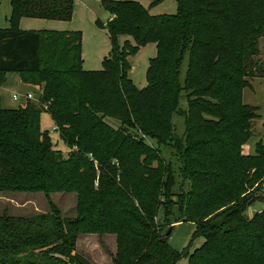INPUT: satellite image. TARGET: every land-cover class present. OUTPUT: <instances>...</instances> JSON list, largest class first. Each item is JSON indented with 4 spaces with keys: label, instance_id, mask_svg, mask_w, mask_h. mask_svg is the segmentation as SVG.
I'll return each instance as SVG.
<instances>
[{
    "label": "trees",
    "instance_id": "trees-1",
    "mask_svg": "<svg viewBox=\"0 0 264 264\" xmlns=\"http://www.w3.org/2000/svg\"><path fill=\"white\" fill-rule=\"evenodd\" d=\"M9 2V26L0 28V85L15 72L38 93L36 102L0 105V189L75 192L76 215L62 216L51 205L6 217L0 264H94L76 251L87 231L116 234L112 264H177L182 255L186 264H264V207L245 216L247 207L264 203L254 191L264 182V144L243 152L253 110L241 102L247 83L233 63L240 55L214 33L217 24L201 18L213 21L221 0H175L176 12L166 15H151L133 0H101L110 17L98 24L110 48L96 70L82 66L80 31L18 27L22 17L68 21L74 0ZM249 2L260 5L255 30L264 36V0ZM119 35L134 43L119 44ZM151 42L156 54L146 85L137 88L127 57ZM41 111L72 148L67 157L41 130ZM165 146L175 162L164 158ZM182 221L195 224L192 237L204 238L192 252L160 240L164 228Z\"/></svg>",
    "mask_w": 264,
    "mask_h": 264
},
{
    "label": "rangeland",
    "instance_id": "rangeland-1",
    "mask_svg": "<svg viewBox=\"0 0 264 264\" xmlns=\"http://www.w3.org/2000/svg\"><path fill=\"white\" fill-rule=\"evenodd\" d=\"M133 1H137L151 15L174 14L177 10L175 0ZM257 4H251L249 0H221L220 6L217 8L219 13L214 16L213 21L210 20V14L201 17L205 21L217 24L219 30L216 27L214 33L224 34L231 42L234 53L240 55L238 56L239 60L238 58L234 59L233 63L241 68L239 75L236 77L241 80L244 79L247 83L241 91V102L243 105L250 106L253 110V116L249 119L250 135L243 144V152L246 154L255 153L257 143L264 144V36L259 35L255 30L262 16L260 5ZM10 12L9 0H0L1 28H6L9 25ZM109 16V12L102 7L101 0H74L72 17L68 21L25 17L20 19L18 23L20 28L33 26L38 30L80 31L82 66L86 70H96L101 69L102 59L108 54L110 48L106 30L98 24V21L104 23ZM238 18L240 21L235 24L234 20ZM222 24H225V26H221ZM237 25L242 26L244 30L242 32L238 31ZM204 38H208V36L204 35ZM125 39H128L130 43H134L133 38L128 35H119L118 43L122 44ZM155 54L156 46L151 42L140 46L136 53L127 57L131 67L128 71V77L137 88L146 85L148 62ZM185 70L186 58L183 60V66L181 67L180 81L183 79ZM7 78V82L0 88V105L2 107L17 108L26 100L22 95L14 98L13 93L20 94L25 92L24 90H29L33 95L34 92L37 95L38 86L21 84L17 73L10 72L7 74ZM21 87L23 91H21ZM185 105L186 99L185 94H183L180 99V106L183 108ZM174 120L177 126L176 134H180L183 130L181 117L176 115ZM105 121L114 127L119 125V121L113 118H106ZM40 128L48 131L51 137L50 141L55 149L60 150L63 156L67 157L72 148L65 145L59 138L58 131L55 129L54 122L47 111H41L40 113ZM146 141L150 145L153 144L151 139ZM163 154L166 160L175 162L167 146L163 147ZM187 188L188 186L184 187L185 190ZM260 190L262 191L260 192ZM260 190L254 191L264 194V182ZM51 205L59 208L62 216L74 217L76 215V193L0 189V223L6 217H10V219L24 218L49 211ZM263 207V202L256 201L247 207L245 216L250 217L255 211H259ZM162 214V211H159L157 219ZM194 229L195 224L190 221L174 223L167 239L168 244L179 252H192L204 241L201 236L192 237ZM166 230L167 228L162 230L163 235ZM76 251L94 264H112V257L116 252V234L112 232H82L76 239ZM186 263L187 255H182L177 264Z\"/></svg>",
    "mask_w": 264,
    "mask_h": 264
},
{
    "label": "crops",
    "instance_id": "crops-1",
    "mask_svg": "<svg viewBox=\"0 0 264 264\" xmlns=\"http://www.w3.org/2000/svg\"><path fill=\"white\" fill-rule=\"evenodd\" d=\"M110 17V16H109ZM22 18H25V17H22ZM21 18V19H22ZM27 18H31V17H27ZM32 19H36V18H32ZM38 19V18H37ZM39 19H42V18H39ZM51 20V19H50ZM9 26V25H8ZM8 26H6V27H8ZM18 27L20 28V26H19V23H18ZM1 28V27H0ZM20 29H25V30H27V29H33V30H38V29H35V27H33V26H26V28H20ZM107 35V34H106ZM8 74V73H7ZM7 74H6V76H5V81L0 85V88L7 82ZM17 77L19 78V80H20V82H21V84H23V85H30V84H26V83H24V82H22L21 81V79H20V77H19V75L17 74ZM31 86V85H30ZM21 91H23L22 90V87H21ZM25 92H22V93H20V94H24V93H28V92H30L29 90H24ZM34 95H36V93L34 92ZM37 96V95H36ZM25 98V97H24ZM25 101L26 100H24L20 105H23L24 103H25ZM19 105V106H20ZM3 107H5V106H3ZM9 107V106H8ZM7 108V107H6Z\"/></svg>",
    "mask_w": 264,
    "mask_h": 264
},
{
    "label": "built area",
    "instance_id": "built-area-1",
    "mask_svg": "<svg viewBox=\"0 0 264 264\" xmlns=\"http://www.w3.org/2000/svg\"><path fill=\"white\" fill-rule=\"evenodd\" d=\"M19 95H22L23 97H25L26 99H30V100H33V101H37V96L36 95H33L31 92H28V93H24V94H18V93H13V97L16 98L18 97ZM47 105V104H46ZM55 129L57 130L56 126H55Z\"/></svg>",
    "mask_w": 264,
    "mask_h": 264
},
{
    "label": "water",
    "instance_id": "water-1",
    "mask_svg": "<svg viewBox=\"0 0 264 264\" xmlns=\"http://www.w3.org/2000/svg\"><path fill=\"white\" fill-rule=\"evenodd\" d=\"M171 230H172L171 227H169V228L166 230V232L164 233V235H163V236L161 237V239H160L162 242H164V241H166V240L168 239V236L170 235Z\"/></svg>",
    "mask_w": 264,
    "mask_h": 264
}]
</instances>
